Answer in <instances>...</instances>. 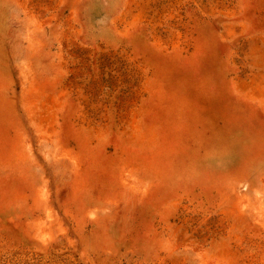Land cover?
Masks as SVG:
<instances>
[{"label": "rangeland", "instance_id": "1", "mask_svg": "<svg viewBox=\"0 0 264 264\" xmlns=\"http://www.w3.org/2000/svg\"><path fill=\"white\" fill-rule=\"evenodd\" d=\"M0 264H264V0H0Z\"/></svg>", "mask_w": 264, "mask_h": 264}]
</instances>
